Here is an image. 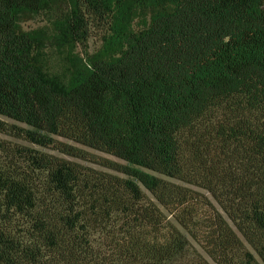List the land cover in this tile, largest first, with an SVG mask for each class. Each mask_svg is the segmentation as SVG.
<instances>
[{"label":"trees","instance_id":"obj_1","mask_svg":"<svg viewBox=\"0 0 264 264\" xmlns=\"http://www.w3.org/2000/svg\"><path fill=\"white\" fill-rule=\"evenodd\" d=\"M0 133V264H264V0H0Z\"/></svg>","mask_w":264,"mask_h":264},{"label":"rangeland","instance_id":"obj_2","mask_svg":"<svg viewBox=\"0 0 264 264\" xmlns=\"http://www.w3.org/2000/svg\"><path fill=\"white\" fill-rule=\"evenodd\" d=\"M55 12L48 10V11H44L41 12L39 15H37L34 19L29 20L24 22V27L26 29H34V28H43V29H47L50 32L51 30V26H52V18L54 16ZM106 28L102 25V23L100 24H94L93 28H92V36L89 38V40H87L86 43L84 44H79L75 47L74 50H70L68 47H66L65 45L61 44L60 42H54L52 45L50 44V46L46 49V63H47V68L50 69L51 72H57V73H64L66 72V70H68L72 60H73V56L74 55H78V54H82V52L87 48L90 51L96 50L98 47L102 46L104 44V36H106ZM6 120L10 121V122H15L17 124H22L20 122H17L11 118L8 117H3ZM1 137L10 139L14 142H19V143H23L25 145H29L31 147H35V148H39L41 150L47 151V152H53V153H59L57 150H53L50 147H43L34 143H30L27 142L21 138H17L15 136H11V135H6L3 133H0ZM59 139L62 140H66L65 138H61L58 136H55ZM74 143V142H72ZM76 144V143H74ZM79 146H82L80 144H76ZM84 147L86 150H88L90 153H93L95 155V158H97L98 160H103L104 158H109V159H114V160H119L118 158H116L115 156L106 153L104 151L101 150H97L91 147H87V146H82ZM76 159V158H75ZM79 160V159H78ZM84 164L87 165H91L100 169H105L108 171H112L111 169H108L107 167L93 162V161H87V160H79ZM175 180V179H173ZM177 181V180H175ZM199 190L207 192V190H205L204 188L198 187Z\"/></svg>","mask_w":264,"mask_h":264}]
</instances>
